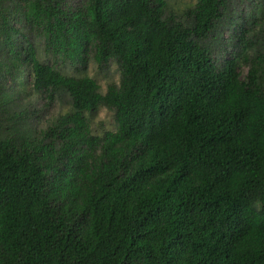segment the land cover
Segmentation results:
<instances>
[{
  "label": "trees",
  "instance_id": "1",
  "mask_svg": "<svg viewBox=\"0 0 264 264\" xmlns=\"http://www.w3.org/2000/svg\"><path fill=\"white\" fill-rule=\"evenodd\" d=\"M0 264H264V0H0Z\"/></svg>",
  "mask_w": 264,
  "mask_h": 264
},
{
  "label": "rangeland",
  "instance_id": "2",
  "mask_svg": "<svg viewBox=\"0 0 264 264\" xmlns=\"http://www.w3.org/2000/svg\"><path fill=\"white\" fill-rule=\"evenodd\" d=\"M195 0H169L170 4L177 10H182L188 3ZM63 71L72 74L75 72V68L71 65L63 66ZM88 73L95 77L100 84L102 92L106 91L110 83L118 84L120 82L121 73L119 66L116 62L112 61L108 68H102L95 62H90L88 67ZM43 101L39 100L36 107H41ZM69 109L68 104L56 102L48 110L50 117H55L59 112H66ZM92 125L95 132L103 133L107 129L115 128L114 112L106 107H101L97 113L92 117Z\"/></svg>",
  "mask_w": 264,
  "mask_h": 264
}]
</instances>
